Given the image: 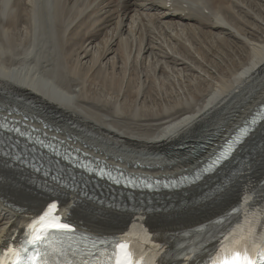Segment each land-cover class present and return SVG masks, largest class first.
<instances>
[{
  "label": "bare ground",
  "instance_id": "bare-ground-1",
  "mask_svg": "<svg viewBox=\"0 0 264 264\" xmlns=\"http://www.w3.org/2000/svg\"><path fill=\"white\" fill-rule=\"evenodd\" d=\"M88 1L0 0V112L16 111L15 115L27 121L24 130L34 124L38 130H47L61 142L74 146L73 150L80 155L89 153L120 168L143 172L144 176L192 177L190 183L178 188L132 192L86 175L84 178L89 181L83 188H91V193L79 195V202L69 212V219L78 229L102 236L114 233L132 212L134 205L127 202L128 197L140 195L152 200L145 210L147 225L171 248L185 242L192 230H204L200 240L205 242L211 237L207 228L220 215L240 205L245 190L264 180V118L234 150L229 162L206 176L199 177L197 172L264 101V37L252 38L254 31L248 24L251 20L244 19L251 12L244 10V16L236 14L237 2L244 0H92L89 5L95 6L96 12L93 23L89 15L88 19L85 16L90 13ZM137 8L159 21L167 20L164 24L167 31L180 38L186 28L192 34L199 32L198 36L239 41L249 50L245 51L247 59L238 68L231 66L229 72L219 65L217 81L209 80L207 91L201 93L202 88L195 85L194 91L188 88L186 96L172 105L164 104L159 109L145 105L150 101L148 90L152 87L146 85L135 92L136 98L129 103L132 91L124 90L123 84L133 74L127 75L128 62L121 51L127 43L126 36L140 32L136 53L143 57L148 54V46L153 47L149 38L146 40L147 31L158 25L149 16L133 19L132 12ZM92 11L90 14L94 15ZM213 30H223L228 37L222 31L225 38L216 36ZM115 45L119 54L110 56L116 52ZM203 55L202 58H208L209 54L203 51ZM183 59L179 58L175 64L181 71L187 65ZM196 62L200 67L205 65L199 59ZM79 66L86 68L79 70ZM157 67L158 64L156 70ZM207 68L203 67L201 72L208 74ZM118 69L123 71L119 76H123L115 84ZM109 70L108 76L102 77V72ZM80 71L88 72L82 76ZM140 72L136 75L142 76L143 83L153 84L155 77ZM90 73L92 82L101 79L102 84L111 85L107 87L108 99H93L87 92L86 77ZM198 75L200 80L207 81L201 78V73ZM242 157L245 162L235 167L236 175H231L233 161ZM33 167L11 153L0 151V251L17 235L9 229H19V220L25 213H41L65 191L62 180L48 178ZM110 195L116 196L115 199H110ZM205 256L199 255L197 262Z\"/></svg>",
  "mask_w": 264,
  "mask_h": 264
},
{
  "label": "rangeland",
  "instance_id": "rangeland-1",
  "mask_svg": "<svg viewBox=\"0 0 264 264\" xmlns=\"http://www.w3.org/2000/svg\"><path fill=\"white\" fill-rule=\"evenodd\" d=\"M92 0H89L88 1V5H86V7L89 9L91 7V5L89 4H92L91 2ZM96 0H94L95 2ZM258 3H257V2ZM237 2V1H236ZM246 4H245V3ZM239 6L237 7H241V9H235L236 11V14H240V15H243L244 16V10H247L249 12H251V14L249 13V17H244V19H247V22H250L248 23L249 26H251V28H253L252 31H254V35L252 38H258V37H264V0H244L243 2L241 1H238L237 2ZM243 5H247V7H243ZM89 6V7H88ZM262 6V7H261ZM225 7V5H224ZM95 8V6L92 7L87 10L91 13L92 9ZM248 8V9H247ZM250 9V10H249ZM252 10V11H251ZM261 10V11H260ZM94 12V15H91L90 13L87 14L85 16L86 19H88L89 17V20L91 23H93L92 21H94V19L96 18L95 17V10L93 9L92 13ZM254 13V14H253ZM133 14V19L135 17H142V16H149L146 11H144L143 9H139L137 8L135 11L132 12ZM89 15V16H88ZM254 17H253V16ZM261 15V16H260ZM94 18H93V17ZM259 16V17H258ZM258 17V18H257ZM91 18V19H90ZM93 18V19H92ZM149 18H151L153 21H155L157 25V27H155V29L151 28V30H148L147 31V38L146 40H148L149 38V42L151 41V44H152V48L150 49V47L148 46V54H145L143 57H140V56H137V53L136 51L138 50V45H140V40L141 38L139 37V33L140 32H136L135 35L133 34V37L132 35H127V43L124 45L123 47V50L122 53L124 54L125 53V58L127 59V75L128 73L130 74H133L132 77H128V78H125V83L123 84V89L126 90L125 88L127 89H130L132 91V96L131 99L130 97L128 98V102L129 103H132L134 97L136 98V96L134 94H136L138 91L141 90V88L143 87V85H146V86H152L150 88V90H148V88L146 87V90L149 91V93H151L150 97L151 98H147L149 99L150 101H147L146 103H144L145 105H148L150 106L151 108L153 109H158L162 106V105H170L171 103L173 104L182 100L184 98V96H186V94L184 92H186V90L189 88L191 89V91L195 90L193 89V87L196 85L197 89H201V93L205 92L208 90V85H207V82L210 80L211 82H215L217 80H215L216 78V75H217V71H220L219 69V65H222L221 67L224 68V70L226 72H229L231 66H232V69L233 68V65L234 67L237 66V68L240 66V64L242 62H245V60L247 58H245L249 52L248 48L245 49V47L242 46L241 43H239V41H236L234 40V42L229 39H226L225 41L223 40H216V38L214 37H210V36H213V35H209V36H198V34H200L199 32L197 33H190V31L188 32L189 29H184L185 31H183L182 34H185L183 35L182 38H180L179 36H175L174 33L172 32H168L167 31V27L164 26L165 22L167 20H162V21H159L158 19H156L155 17H152V16H149ZM262 21H261V20ZM131 20V19H130ZM174 22H180L181 24H184V22L182 21H178V20H174ZM255 22V23H254ZM185 25H189V24H185ZM198 25V24H197ZM199 26V25H198ZM253 26V27H252ZM200 27H203V26H200ZM256 27V28H255ZM260 27V28H259ZM110 28V27H109ZM107 28V29H109ZM258 28V30H256ZM263 28V29H262ZM163 29V30H162ZM166 29V30H165ZM112 30V29H111ZM215 31V30H213ZM211 31L210 33L211 34H215L216 33V36H221V37H224L226 34L224 33L225 31L223 30H218V31H215V33ZM225 35H223V33ZM261 31V32H260ZM187 32V33H186ZM204 32H209V31H204ZM213 32V33H212ZM219 33V34H218ZM138 34V36H137ZM164 34V35H163ZM222 34V35H221ZM246 35L249 36V33H245ZM256 34V35H255ZM130 36V37H129ZM134 36L136 38H134ZM186 36L188 38V41H187V38L184 37ZM197 36V37H196ZM178 37V38H177ZM225 37H228L227 35ZM224 37V38H225ZM195 38V39H194ZM260 38V39H262ZM135 39L138 41H135ZM130 40V41H129ZM133 40V41H132ZM196 42H195V41ZM99 40H97L98 42ZM183 41V42H182ZM223 41V42H222ZM131 42L133 43L131 45ZM192 42V43H191ZM195 42V43H194ZM203 42V43H202ZM206 42V43H205ZM231 42V43H230ZM236 42V43H235ZM147 43V42H146ZM186 43L188 44V46L186 45ZM209 43V44H208ZM211 43V44H210ZM217 43V44H216ZM221 43V44H220ZM129 44H130V47H129ZM190 44V45H189ZM193 44V45H192ZM202 44V45H201ZM228 44V45H227ZM127 45V46H126ZM241 45V46H240ZM118 45H115L113 47V50H115L114 48H116ZM135 46H136V50H135ZM184 46V47H183ZM197 46V47H195ZM207 46V47H205ZM132 47V48H131ZM201 47V48H200ZM230 47V48H229ZM208 48V49H206ZM186 49V50H185ZM195 49V50H194ZM197 49V50H196ZM213 49V50H212ZM218 49V50H217ZM228 49V50H227ZM245 49V50H244ZM127 50V51H126ZM179 52H178V51ZM212 50V51H211ZM220 50V51H219ZM234 50V51H233ZM243 50V51H242ZM116 52H113V54H111L110 56H113V55H118L119 54V51L118 50H115ZM130 51V52H128ZM177 51V52H176ZM190 51V52H188ZM203 51L205 52V54H209L208 55V58H202L203 55ZM207 51V52H206ZM224 51V52H223ZM242 51V52H241ZM247 53H246V52ZM118 52V53H117ZM128 52V53H127ZM135 52V53H134ZM176 52V53H175ZM187 52V53H186ZM195 54H194V53ZM235 52V53H234ZM245 52V53H244ZM129 55V53L131 55ZM193 55H190L192 54ZM200 53V54H199ZM222 53V54H221ZM233 53V54H232ZM172 55L175 57L174 59L172 58ZM179 55V56H178ZM196 55V56H195ZM237 55V56H236ZM240 55V56H239ZM185 56V57H184ZM235 56V57H234ZM151 57V58H150ZM153 57V58H152ZM156 57V58H155ZM200 57V58H199ZM228 57V58H227ZM140 58V59H139ZM147 58V60L145 59ZM159 58V59H158ZM165 58V59H164ZM179 58H185L186 61H187V65H186V68L181 71L179 70L178 68L180 67H177L175 66L176 62L179 63L180 60H178ZM188 58V59H187ZM195 58V59H194ZM199 59L203 64L205 65H202V67H200L198 65V62L197 59ZM236 58V59H235ZM241 58V59H240ZM138 59V60H137ZM158 60V62L154 63V61ZM162 59V61H160ZM202 59V60H201ZM204 59V60H203ZM208 59H212V60H215V63L214 64H211V62L208 60ZM221 59V60H220ZM140 60V61H139ZM166 62H164V61ZM173 60L174 63H171ZM178 60V61H177ZM184 60V59H183ZM145 61V62H144ZM153 61V62H152ZM160 61V62H159ZM185 61V60H184ZM205 61V62H204ZM208 61V62H207ZM227 61V62H226ZM241 61V62H239ZM131 62V63H130ZM134 62V63H133ZM138 62V63H137ZM140 62V63H139ZM231 62V63H230ZM145 63V65H144ZM161 63H163L162 67L159 68V66H161ZM167 63V64H166ZM201 63V64H202ZM222 63V64H221ZM225 63V64H224ZM137 64V65H136ZM148 64V65H147ZM156 64H158V67H157V70L155 69L156 67ZM230 64V65H229ZM236 64V65H235ZM177 65V64H176ZM215 65V66H214ZM218 67H217V66ZM121 66V64H120ZM133 66H134V70L133 69ZM169 66V67H168ZM212 66V67H211ZM214 66V68H213ZM132 67V68H131ZM137 67V68H136ZM139 67V68H138ZM182 67V66H181ZM206 68L208 67V71H209V75L210 76H213V77H210L208 74H206L204 72V70L201 72V69L202 68ZM228 67V68H227ZM79 70H82L84 68V66H79ZM86 68V67H85ZM84 68V69H85ZM163 68V69H162ZM168 68V69H167ZM177 68V69H176ZM196 68V69H195ZM236 68V67H235ZM83 69V70H84ZM146 69V70H145ZM160 69V70H159ZM166 71H165V70ZM199 69V70H198ZM133 70V71H132ZM142 70V71H141ZM162 70V71H161ZM164 70V71H163ZM188 70V71H187ZM217 70V71H216ZM228 70V71H227ZM130 71V72H129ZM147 72V74L150 76V77H155L156 79L154 80L153 84L151 83V85H147L145 82L143 83L142 81H144V79L142 80V76L140 77L139 75H136V73L138 72ZM160 71V72H159ZM181 73H179V72ZM84 72L86 71H80V73H83L82 76L84 75ZM88 72V71H87ZM86 72V73H87ZM107 72V73H106ZM103 71L102 72V77L104 76H108V74L110 73V70L109 71ZM123 71L122 70H117L116 74V78L114 79V83L115 84H118L119 83V80L121 79V76H119V74H121ZM134 72V73H133ZM140 72V73H141ZM178 72V73H177ZM85 73V74H86ZM119 73V74H118ZM187 73V74H186ZM195 73V74H194ZM198 73H201L203 76L201 78H206L207 81H203V80H200V77L198 75ZM105 74V75H104ZM142 74V73H141ZM155 74V75H154ZM179 74V75H178ZM189 74V75H188ZM212 74V75H211ZM92 74L90 73L87 77H86V84H85V89H87V92H89L92 96L93 99H98V98H101V99H108L109 98V93H108V90H107V87L108 86H111L110 84H108L107 86L102 84V80L99 79L100 81H98V79H96L94 82H92L90 80V76ZM178 75V76H177ZM187 75V76H186ZM207 75V76H205ZM80 76V75H79ZM110 76V75H109ZM129 76V75H128ZM183 76V77H181ZM209 76V77H208ZM165 77V78H164ZM81 78V77H80ZM83 79V78H82ZM89 79V80H88ZM172 79V80H171ZM187 79V80H186ZM190 79V80H188ZM84 80V79H83ZM94 80V79H93ZM171 80V81H170ZM215 80V81H214ZM128 81V82H127ZM156 81V82H155ZM200 81V83H199ZM139 82V83H138ZM191 82V83H189ZM89 83V85H88ZM157 83V84H156ZM193 83V84H192ZM199 83V84H198ZM202 83V84H201ZM139 84V85H138ZM160 84V85H159ZM201 84V85H200ZM127 85V86H126ZM182 85V86H181ZM198 85H200L198 87ZM122 86V85H121ZM130 86V87H129ZM142 86V87H141ZM154 86V87H153ZM204 86V87H203ZM129 87V88H128ZM181 87V88H180ZM207 87V88H206ZM116 89V87H113ZM140 88V89H139ZM176 88V89H175ZM203 88L205 90H203ZM185 89V90H184ZM92 90V91H91ZM145 90V88H144ZM100 91V92H99ZM147 91V92H148ZM103 92V93H102ZM136 92V93H135ZM146 92V91H144ZM97 94V95H96ZM104 94V95H103ZM168 94V95H167ZM161 96V97H160ZM164 99V100H163ZM154 100V101H153ZM163 101V102H162ZM135 102V101H134ZM140 102V101H139ZM138 102V103H139ZM142 102V101H141ZM153 102V103H152ZM171 104V105H172ZM123 105V104H122ZM153 105V107H152ZM164 105V106H165ZM125 110V109H124ZM127 110V109H126ZM140 114H144V111H141L140 110Z\"/></svg>",
  "mask_w": 264,
  "mask_h": 264
},
{
  "label": "snow or ice",
  "instance_id": "snow-or-ice-1",
  "mask_svg": "<svg viewBox=\"0 0 264 264\" xmlns=\"http://www.w3.org/2000/svg\"><path fill=\"white\" fill-rule=\"evenodd\" d=\"M251 122L255 124L257 118L254 117ZM0 127H4V125H0ZM248 132L249 128L247 127L241 129L240 136L230 141L225 151L213 163H219L221 159L226 158L234 144ZM67 215V209H61L55 201L50 202L41 213L24 225L27 230L25 245L19 249L11 250L9 255L13 259L11 261L0 260V264H49V261L45 258L47 249L62 253V249L57 248L54 244L55 238L68 240L70 242L69 249L75 246L89 255H94L98 246L106 243V241L81 235L79 244L73 245L71 241H73L77 229L67 220ZM247 231L249 235L255 234L251 226ZM38 245H45L46 250L42 252L36 247ZM29 246L36 249L34 253L29 251ZM155 247L160 248L159 245ZM258 260L264 261V237L261 238L260 244L253 242L251 248H249L246 238H238L235 234H230L228 242L220 246L211 264H258ZM68 264H72V262H68ZM107 264H143V262L137 258L136 252L127 239L121 238L120 241L114 244L112 255L109 257Z\"/></svg>",
  "mask_w": 264,
  "mask_h": 264
}]
</instances>
